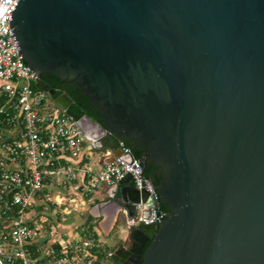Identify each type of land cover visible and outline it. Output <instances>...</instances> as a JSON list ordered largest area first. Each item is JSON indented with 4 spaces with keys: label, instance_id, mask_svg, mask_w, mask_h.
Returning a JSON list of instances; mask_svg holds the SVG:
<instances>
[{
    "label": "water",
    "instance_id": "obj_1",
    "mask_svg": "<svg viewBox=\"0 0 264 264\" xmlns=\"http://www.w3.org/2000/svg\"><path fill=\"white\" fill-rule=\"evenodd\" d=\"M9 24L36 86L106 163L132 160L129 138L144 171L162 169L158 199L127 175L103 203L107 233L141 203L170 206L129 228L138 264H264V0H18ZM42 74L76 83L103 121Z\"/></svg>",
    "mask_w": 264,
    "mask_h": 264
},
{
    "label": "built area",
    "instance_id": "obj_2",
    "mask_svg": "<svg viewBox=\"0 0 264 264\" xmlns=\"http://www.w3.org/2000/svg\"><path fill=\"white\" fill-rule=\"evenodd\" d=\"M17 2L0 0V264H95L113 252L95 234L61 233L50 185L85 197L130 175L139 191L157 199L159 194L123 140L122 154H131V161L117 156L98 171L79 166L93 142L85 146L89 140L49 91L36 86V74L20 59L9 24ZM142 205L129 228L165 219L166 212L155 207L144 214Z\"/></svg>",
    "mask_w": 264,
    "mask_h": 264
},
{
    "label": "crops",
    "instance_id": "obj_3",
    "mask_svg": "<svg viewBox=\"0 0 264 264\" xmlns=\"http://www.w3.org/2000/svg\"><path fill=\"white\" fill-rule=\"evenodd\" d=\"M90 146L91 144L87 147L89 148ZM91 149L84 152V156L82 157L79 166L84 170L92 169L94 171H98L111 156V150L108 148L100 149L94 146ZM54 183L55 182H53V184ZM131 184L133 185L132 180ZM52 186L53 185H50V188H48L47 191H50L53 202L56 201L55 204L58 207L65 206L64 209H62L66 213L63 215L64 221L62 223H58L61 233L64 236L69 237L70 235L73 236L76 234L77 237H84L95 234L105 241L106 250L107 240L105 238L113 231L119 233V238L121 241L125 240V238L128 236V224L120 225L116 230L120 220L125 221L123 215L119 217L118 221H116L108 233L106 231V218L102 214V207L104 206V201L108 199L107 192L109 191V185H103L96 191L92 192L89 196L85 197L81 194L73 193L72 189L68 186ZM57 202L59 204H57ZM68 205H73L74 209L70 210ZM72 211L74 214L69 216L68 218L70 220H68L67 214H70Z\"/></svg>",
    "mask_w": 264,
    "mask_h": 264
},
{
    "label": "trees",
    "instance_id": "obj_4",
    "mask_svg": "<svg viewBox=\"0 0 264 264\" xmlns=\"http://www.w3.org/2000/svg\"><path fill=\"white\" fill-rule=\"evenodd\" d=\"M41 77L45 81H47L51 87L61 88L66 93H68L93 120L98 122L103 121L102 112L99 110L96 104L85 95V93L79 88L76 83L61 82V80L57 76L52 74H42ZM123 141L128 147L131 148L135 157L139 159L142 157L143 150L140 146L136 145L135 141L129 138H123ZM145 174L152 180L154 185H158L161 181L163 172L161 168L155 167L154 165L150 164L146 167ZM160 209L166 212L165 218H167L171 210L170 206L167 203L162 202L160 204Z\"/></svg>",
    "mask_w": 264,
    "mask_h": 264
},
{
    "label": "rangeland",
    "instance_id": "obj_5",
    "mask_svg": "<svg viewBox=\"0 0 264 264\" xmlns=\"http://www.w3.org/2000/svg\"><path fill=\"white\" fill-rule=\"evenodd\" d=\"M89 145H90V141H86L85 142V146L87 147ZM91 150H95V149H91ZM64 207L65 206H61V207L56 206L55 208L53 207L52 215H53V218L55 220H57L58 223H62L64 221V218H63L64 216L63 215L66 214L64 212V210H62V209H64ZM68 208L70 210H72V209H74V206L73 205L72 206L68 205ZM72 214H74L73 211L70 214H67V218L69 216H71ZM53 218H51V219L53 220ZM48 219L51 220L50 218H48ZM68 220H70V219L68 218ZM124 224H126L125 221L120 220V222L118 223V226L116 227V230L119 228L120 225H124ZM123 227H125V226H123ZM57 231H58V229H57ZM105 239L107 240V245H106L107 246V251H115L117 245L121 242V240L119 238V233H117L115 231H113L111 234L106 236ZM101 262L104 263V264H110V257L109 258L108 257H103Z\"/></svg>",
    "mask_w": 264,
    "mask_h": 264
},
{
    "label": "flooded vegetation",
    "instance_id": "obj_6",
    "mask_svg": "<svg viewBox=\"0 0 264 264\" xmlns=\"http://www.w3.org/2000/svg\"><path fill=\"white\" fill-rule=\"evenodd\" d=\"M150 242L151 241L149 240L142 247V250H141L142 255H144V253H145L146 249L148 248ZM120 243H123V245H124L125 249L122 251V255L126 256V257L121 258L115 254V251H113V254L110 256V264H138L139 256L134 255L133 253H130V252L127 253L131 247H135L137 245L136 238L134 236H130V234H128V236L125 238V240L121 241Z\"/></svg>",
    "mask_w": 264,
    "mask_h": 264
}]
</instances>
